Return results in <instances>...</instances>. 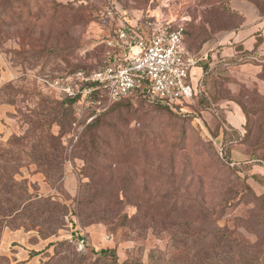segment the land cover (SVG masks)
I'll list each match as a JSON object with an SVG mask.
<instances>
[{"label": "rangeland", "instance_id": "1", "mask_svg": "<svg viewBox=\"0 0 264 264\" xmlns=\"http://www.w3.org/2000/svg\"><path fill=\"white\" fill-rule=\"evenodd\" d=\"M121 15L183 24L188 47L205 57L203 92L184 113L143 97L99 112L88 99L67 102L54 84L103 67L108 49L92 31L109 33ZM256 24L245 50L235 33ZM0 57V152L21 166L16 191L66 213L46 238L42 220L0 211V244L6 231L52 239L25 252L37 256L31 264L50 261L66 239L58 264L65 255L93 262L92 248L116 251L99 264H264V0H0ZM15 259L0 255V264L26 262Z\"/></svg>", "mask_w": 264, "mask_h": 264}, {"label": "built area", "instance_id": "2", "mask_svg": "<svg viewBox=\"0 0 264 264\" xmlns=\"http://www.w3.org/2000/svg\"><path fill=\"white\" fill-rule=\"evenodd\" d=\"M112 20V10L108 11ZM109 33L93 32L96 44L108 51L103 67L56 78L54 84L66 98L88 99L99 112L135 97L183 112L203 92L202 77L193 74L204 56H197L185 41V26H174L163 17L142 23H125L122 15ZM102 29V30H101ZM184 113V112H183ZM86 239H80L84 250Z\"/></svg>", "mask_w": 264, "mask_h": 264}, {"label": "trees", "instance_id": "3", "mask_svg": "<svg viewBox=\"0 0 264 264\" xmlns=\"http://www.w3.org/2000/svg\"><path fill=\"white\" fill-rule=\"evenodd\" d=\"M249 54H244L239 58L244 59ZM78 100V98H67V102L74 103ZM160 104V103H158ZM163 105V104H161ZM166 106V105H164ZM168 107V106H166ZM169 108V107H168ZM171 109V108H170ZM246 114L247 111L245 110ZM247 132L248 136L252 133V128L247 124ZM42 138V136H40ZM14 139V138H13ZM21 140L20 137H15V141L19 142ZM40 151H45L44 147H41ZM7 156V157H5ZM12 154L9 152L3 153L0 152V211L4 212L8 219L18 218L23 216L26 220H42L44 223L48 224L47 228H42L40 233L47 237L57 233V231L63 227L64 225V217L66 216L65 207H60V204H57L45 197H39L38 195H31L29 191L24 190L22 193H17L16 188L19 186H23V182H19L16 180L15 175L19 173L21 168L20 165H17L15 162L10 168ZM48 167L52 168L55 171H59L61 162H56L52 164L51 162L45 163ZM8 172V174H7ZM46 175L49 177V172L45 171ZM15 189L13 191L12 189ZM10 189V190H9ZM46 217V218H44ZM82 238V236L80 237ZM73 241L71 240H63L57 243V252L54 257L51 258L50 261H47L44 264H58L56 259L58 258L60 253H63L66 250V246H70ZM51 246L54 243L50 244ZM78 248V247H77ZM36 252H34L35 254ZM112 253V254H110ZM92 254L96 255V260L91 262L89 256H84L82 259L83 264H99L101 263V258L110 257V255L116 254V251L113 249H95L92 248ZM74 255V254H73ZM77 256V255H76ZM75 255L72 257L71 255L62 256L61 262L59 264H74L75 263ZM113 258V259H112ZM110 259L113 264H128L126 262L119 263L116 256H113ZM107 261H104L102 264H106Z\"/></svg>", "mask_w": 264, "mask_h": 264}, {"label": "crops", "instance_id": "4", "mask_svg": "<svg viewBox=\"0 0 264 264\" xmlns=\"http://www.w3.org/2000/svg\"><path fill=\"white\" fill-rule=\"evenodd\" d=\"M260 24H256L253 28H248L245 27L243 29H241L238 33H235V41L236 42H240L245 50H252L255 47V44L257 43V35H255V31L258 29ZM237 52V51H236ZM232 56V55H231ZM1 57H0V89H1V85L3 83V81L7 78L6 76V72L4 71L3 66L1 65ZM197 69H199V76H202L203 73V67L202 66H197ZM3 117L2 111H0V122H1V118ZM243 123V122H242ZM236 128H238V126L236 125ZM32 233H26V232H22V231H16V232H8L6 231L4 233L3 236V240L0 244V255L3 254H13L17 257H19L18 261H26L23 264H31L33 262H35L37 256H33L31 258V256L29 255V257H26L25 252H29V251H39L43 248H45V246H47L49 242L52 241V239H46V240H42L41 238L37 237L38 239H36L35 241L31 240ZM13 242H17L16 245H12ZM23 242V243H21ZM47 244V245H46ZM12 247V248H11ZM11 252V253H9ZM27 258V259H26ZM30 258V260H28Z\"/></svg>", "mask_w": 264, "mask_h": 264}]
</instances>
